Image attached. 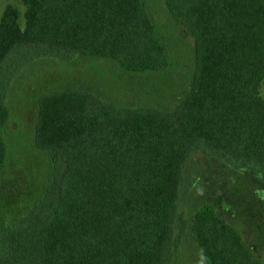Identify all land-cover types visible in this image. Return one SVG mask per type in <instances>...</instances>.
Instances as JSON below:
<instances>
[{"label": "trees", "instance_id": "16d2710c", "mask_svg": "<svg viewBox=\"0 0 264 264\" xmlns=\"http://www.w3.org/2000/svg\"><path fill=\"white\" fill-rule=\"evenodd\" d=\"M21 1L23 27L13 4L0 16V79L17 53L47 55L32 49L107 58L132 73L172 65V44L157 29L150 0ZM163 2L192 38L183 100L161 110L119 105L77 86L41 92L33 142L54 150L64 169L53 199L7 225L0 264H175L186 238L204 264H262L212 203L182 207L180 184L188 157L202 148L264 180V0ZM5 86L0 171L10 164Z\"/></svg>", "mask_w": 264, "mask_h": 264}, {"label": "rangeland", "instance_id": "374dc122", "mask_svg": "<svg viewBox=\"0 0 264 264\" xmlns=\"http://www.w3.org/2000/svg\"><path fill=\"white\" fill-rule=\"evenodd\" d=\"M7 4L19 9L23 27L26 5L21 0H0V16ZM149 7L157 29L172 44V65L163 72L132 73L107 58L87 59L46 48L30 51L34 56L47 54L38 60L17 53L2 75L3 95L11 112L5 129L10 164L0 171V255L6 250L7 225L33 205L53 199L63 173L59 155L54 150H39L33 142L41 92L77 86L119 105H154L161 110L183 100L192 72V38L172 18L163 0H150ZM260 93L264 97V80ZM196 199L212 203L233 223L264 264V180L259 172L202 148L188 157L180 184L182 207L188 208ZM175 264H204L193 240L186 238L181 243Z\"/></svg>", "mask_w": 264, "mask_h": 264}]
</instances>
